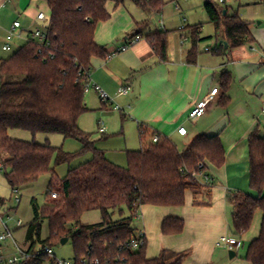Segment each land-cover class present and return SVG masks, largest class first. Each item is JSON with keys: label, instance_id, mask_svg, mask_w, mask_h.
<instances>
[{"label": "trees", "instance_id": "obj_1", "mask_svg": "<svg viewBox=\"0 0 264 264\" xmlns=\"http://www.w3.org/2000/svg\"><path fill=\"white\" fill-rule=\"evenodd\" d=\"M46 1L50 9L46 45L41 47L30 40L0 62V162L8 169L5 178L12 190L21 191L50 176L44 205L39 207L35 199L31 202L34 218L28 227L26 244L30 250L54 248L68 238L77 264L82 259L90 263L99 260L101 264H184L188 252L162 250L157 258L148 259L146 238L139 249L128 247L136 237L133 221L146 205H185L187 192L193 193L194 206L203 205L200 197L213 184L207 174L208 166L221 168L226 161L221 139L199 136L180 152L171 140L159 136L157 143L151 141L139 151L127 152L126 168L110 162L78 122L88 112L85 85L91 62L94 58L110 56L105 47L95 42L98 25L111 18L108 2L119 7L126 0ZM131 1L150 13H161L167 4L165 0ZM205 10L216 34H223L231 49L253 41L249 24L237 13L231 14L227 8L209 1ZM167 36L166 31H158L146 37L159 62H167ZM11 130L61 135L79 140L83 148L77 154H70L63 147L49 143L11 138ZM145 135L141 129L142 142ZM87 151L93 152L92 160L81 167L69 168L66 177L60 180L55 167ZM249 160L250 187L259 196L227 194L233 208L231 232L242 239L255 215L261 212V233L250 243L245 258L250 264H264V137L258 130L249 137ZM54 194L56 199L52 198ZM5 203L0 198V205ZM124 209L129 217H123ZM92 211L100 212L102 222L82 224L83 214ZM116 211L121 218L114 221ZM44 222L48 223L49 235L42 240ZM184 227L183 220L167 218L161 232L178 235Z\"/></svg>", "mask_w": 264, "mask_h": 264}, {"label": "crops", "instance_id": "obj_2", "mask_svg": "<svg viewBox=\"0 0 264 264\" xmlns=\"http://www.w3.org/2000/svg\"><path fill=\"white\" fill-rule=\"evenodd\" d=\"M127 1L119 7L108 2L111 18L99 24L95 36V42L110 53L107 59L94 58L91 62V82L111 99V103L106 104L100 99L102 109L114 107L126 124L137 128L139 138L141 129L144 130L146 135L144 142L140 139V150L154 136L168 138L180 152L188 149L199 136H218L226 151V161L221 168L212 165L207 168L213 184L200 197L203 205L194 206L193 193L187 192L185 205L181 207L146 205L140 208L135 220L139 222L137 233L143 232L147 241V258L155 259L162 250H168L188 252L184 264H250L245 256L250 243L261 233V212L255 215L249 232L241 239L242 247L238 252L219 247L217 243L221 237L232 235L233 208L227 194L241 192L259 196L250 187L249 137L256 130L264 137L261 113L264 103V17L257 22L249 16L245 20L244 16L242 19L249 24L253 41L231 49L224 35L216 34L209 17L213 28L204 33L203 26L172 24L164 20V10L150 13L133 1L128 5L132 14L120 9ZM176 9L181 12L179 5ZM40 13L49 19L46 0H0L1 48L16 22L21 27L19 35L11 41L12 50L18 41H22L16 51L30 41L33 31L46 28L48 22L37 20ZM131 31L136 34L130 36ZM158 31L168 33L167 62H159L146 40L148 35ZM136 36L142 40L121 51ZM184 38H187L186 42ZM206 39L209 42L200 45ZM222 42L228 47L221 45ZM216 88L219 91L203 116L191 119V111ZM122 89H127V93L120 94ZM90 92L99 96L93 89ZM85 102L88 110L93 108L89 99L85 98ZM117 106L119 110L115 109ZM183 127L188 131L185 137L178 133ZM167 218L183 220V232L164 235L161 226Z\"/></svg>", "mask_w": 264, "mask_h": 264}, {"label": "rangeland", "instance_id": "obj_3", "mask_svg": "<svg viewBox=\"0 0 264 264\" xmlns=\"http://www.w3.org/2000/svg\"><path fill=\"white\" fill-rule=\"evenodd\" d=\"M165 1L167 4L164 8V20L167 19L172 24H184V26H203L204 33L211 32L213 28V26L208 21V16L205 10V3L208 1L218 5L221 8H227L231 14L237 13L241 18L245 16V20L247 18L246 16H249V18H255V20L258 22L261 21L262 17H264V0H225V4H220L219 0ZM129 3H132L131 0H128L125 4V7H120V9L131 13V9L128 6ZM177 5L180 6L181 12L176 9ZM184 18L187 20L186 22H184ZM135 34L136 31L130 32V36ZM188 36L191 37L189 32ZM208 42L209 39L202 40L200 45L205 46ZM21 44L22 41H18L17 46L11 52H3L0 44V60L7 59L12 56L16 52V48ZM85 98L86 100L89 99L91 101V106L93 108L89 109L88 112L84 113L80 117V129L90 136L91 141L96 144V148L104 152L110 161L114 162L120 167L126 168L127 152L138 151L141 148L137 128L135 126L126 124V121L123 120L120 112L115 111L114 107L108 106L107 109H102L100 97L96 94L92 92L86 93ZM101 128L105 129V133L100 132ZM9 135L11 138L21 141H35L40 144L49 143L54 147H63L64 151L70 154H77L83 148V144L79 140L65 139L61 135H32L29 132L20 130H11ZM93 156V152L87 151L74 157L69 163L55 167L58 178L60 180L64 179L69 168L81 167L86 162L92 160ZM7 171L8 169L0 171V198L6 201L8 207L14 209L10 210L9 213L6 212L3 219L5 223H7L12 229H16V223L19 220L23 222V227L17 231H14V238L19 244L23 246L26 241L28 227L34 218L31 202L33 199H35L39 207L44 205L48 184L50 182V176L42 177L37 183L22 189L20 191L21 203L18 205L15 203L13 190L5 178V173ZM203 182L206 183V179H203ZM123 217H129V213L126 209H124ZM120 218V213L116 211L113 215V220L116 221ZM81 222L84 225L100 224L102 222V216L99 211L87 212L83 214ZM133 225L136 227L137 234L139 230L138 220H134ZM48 235V223L44 222L42 225L41 239H46ZM246 246L247 243H245L244 248H246ZM53 249L58 259L70 262L74 261V251L71 242H68L64 246L60 244Z\"/></svg>", "mask_w": 264, "mask_h": 264}, {"label": "built area", "instance_id": "obj_4", "mask_svg": "<svg viewBox=\"0 0 264 264\" xmlns=\"http://www.w3.org/2000/svg\"><path fill=\"white\" fill-rule=\"evenodd\" d=\"M220 3L223 4L224 1L220 0ZM37 20L41 23L48 22V26L46 28H38L35 31L32 32L30 36V40L36 41L41 47H44L46 43L49 41V35H48V27H49V19L44 13H40L37 17ZM21 24L19 22L14 23L13 30L9 33L7 36L6 44L3 46V51L5 52H11V41L14 37L18 36V30L20 29ZM142 40L140 36H136L135 38L131 39L128 44L123 46L121 48V51H125L128 49L129 46L139 42ZM187 41V38H184V42ZM91 89L95 90L101 99L103 103H111V99L109 95L104 92L99 86L92 83L90 80V73L87 75V82L85 85V93H88ZM219 89H213L211 94L196 108H194L190 113L191 119H197L203 116V114L206 111V108L211 103V101L214 99V96L218 93ZM127 93V89H122L120 91V94L124 95ZM116 110H119V107L117 106L115 108ZM261 113L264 116V103L261 109ZM101 133L105 132L104 128L100 129ZM178 133L180 136L185 137L188 133L186 128H180L178 130ZM159 140L158 136H154L152 139L153 143H157ZM4 171L5 167L3 163L0 162V171ZM207 179V178H206ZM209 180V179H207ZM206 180V181H207ZM13 196L16 204L21 203V194L19 189H13ZM53 199L57 198V195H52ZM14 208H10L5 203L4 205H0V264H28L30 261L36 262V264H77V262L74 260L73 262L60 260L57 258V256L54 253V249L45 246V247H39L34 250L29 249V245L26 244V241L24 245L22 246L17 242V240L14 238V231H17L23 227V222L19 220L16 223V229L10 228V226L5 223L4 221V215L6 212H10ZM10 219V218H9ZM145 243V235L143 232H139L136 234V237L131 240V242L128 244V247L137 250ZM217 246L223 247L229 251L232 252H238L242 247V240L233 236V235H226L220 238V240L217 243ZM80 264H101L99 260H95L94 262L90 263L87 261V259H82Z\"/></svg>", "mask_w": 264, "mask_h": 264}, {"label": "water", "instance_id": "obj_5", "mask_svg": "<svg viewBox=\"0 0 264 264\" xmlns=\"http://www.w3.org/2000/svg\"><path fill=\"white\" fill-rule=\"evenodd\" d=\"M226 13H227V12H226V11H224V14H226ZM221 44H222V45H224V46H225V48H227V47H228L227 43H225V42H222ZM68 242H69V239H68V238H66V239H63V240L61 241V245H62V246H64V245H66ZM230 255H232V257H233V253H232V254H230Z\"/></svg>", "mask_w": 264, "mask_h": 264}]
</instances>
